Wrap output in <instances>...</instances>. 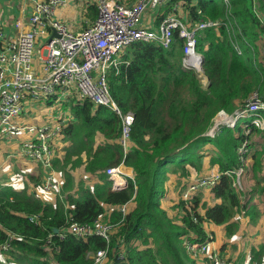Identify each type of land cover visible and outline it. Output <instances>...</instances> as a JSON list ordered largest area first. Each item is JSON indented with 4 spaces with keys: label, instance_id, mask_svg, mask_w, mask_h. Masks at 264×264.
Segmentation results:
<instances>
[{
    "label": "trees",
    "instance_id": "1",
    "mask_svg": "<svg viewBox=\"0 0 264 264\" xmlns=\"http://www.w3.org/2000/svg\"><path fill=\"white\" fill-rule=\"evenodd\" d=\"M258 1L171 0L170 8L159 11V17L167 16L175 4L183 2L189 22H222L218 30L205 29L198 37L207 86L194 71L183 68L184 43L176 35L170 49L157 42L131 44L123 63L109 71L110 95L121 114L88 99L58 103L69 107L74 116L62 132L61 150L65 152V142L70 143L66 154L53 163L64 179L65 196L50 202L39 194L43 171L38 177L31 176L34 193L28 184L16 190L0 178V246L10 242V235L17 236L7 255L12 263L94 264L92 255L109 248L107 264H195L184 246L186 238L205 242L204 224L226 225L237 211L241 215L242 196L262 199L264 205V131H255L262 147L257 148L253 141L250 154H254L246 166L245 178L253 179L255 185L239 192L227 172L242 166L237 151L244 142L243 123L235 129L224 128L213 138L206 136L220 110L233 113L255 91L264 99V60L257 47L264 36V22L258 17L259 12L263 17L264 0ZM90 11L97 18V6ZM128 113L134 117L129 140L134 147L126 152L120 138L122 116ZM98 134L105 139L101 144L97 143ZM209 146L215 150L211 152ZM205 149L211 152V165L220 167V178L211 190L221 204L202 215L197 211L198 197L192 201V212L180 200L184 215L178 224L162 208L169 174H187L188 165L201 170ZM83 155L86 172L99 177L96 185L84 181L76 185L72 171L85 164ZM120 165L133 168L135 177L128 178L124 189L113 191L106 171ZM130 202L135 208L127 215L116 209ZM110 206L115 208L112 212H108ZM250 211L244 216L253 218ZM262 214L264 217V210ZM35 216L38 219L32 222ZM101 217L118 225L111 241L69 235L64 240L54 237L53 245H46L55 229L91 224ZM233 228L235 231L238 225ZM120 240L124 258H120ZM253 255L264 264V244L254 249ZM0 264H5L1 258Z\"/></svg>",
    "mask_w": 264,
    "mask_h": 264
},
{
    "label": "built area",
    "instance_id": "2",
    "mask_svg": "<svg viewBox=\"0 0 264 264\" xmlns=\"http://www.w3.org/2000/svg\"><path fill=\"white\" fill-rule=\"evenodd\" d=\"M32 2L33 14L27 20L15 23L17 35L7 38L0 28V141L13 140L17 135L23 143L19 145V156L27 161L41 165L44 171L39 194L53 202L63 198L64 179L54 169L53 163L58 151L64 146L63 128L69 124L70 118L57 119L55 110L62 98L71 100L88 99L96 106H107L121 114L113 101L109 85V71L123 63V56L128 46L135 42H157L165 49H170L176 41V35L184 43L182 66L185 70L196 73L204 86L209 80L204 73V56L197 50L198 37L205 29L218 30L221 21L189 22L186 17L178 15L183 2L177 3L174 12L167 16L157 17L158 25L141 26L140 22L149 11H158L167 0H137L134 4H121L114 0H94L98 15L95 21L81 31H73L71 27L54 18V10L65 6L69 1L48 0ZM172 9V10H173ZM258 17L264 22L262 14ZM50 27L57 37H50L46 42L39 41V34ZM239 54L242 52L238 50ZM264 55V54H263ZM35 58L40 61L41 70L37 71ZM74 100V99H73ZM38 104L44 113L42 122L32 125H16L14 120L25 112L27 104ZM27 110V109H26ZM48 113V115H47ZM122 133L120 142L125 147L130 140L133 114L122 116ZM243 123L244 142L238 148L239 170L227 172L233 178L236 190L244 191L243 179L250 159V149L256 130L264 131V99L259 91H255L233 113L220 110L212 120L206 136L215 137L222 129H235ZM112 182V189L119 191L127 184L119 167L106 171ZM220 175L203 176L188 184L181 191V200L192 212V201L197 194L216 186ZM36 190L32 188V193ZM123 215L128 214L127 205L119 207ZM38 219L31 218L32 222ZM72 220V219H71ZM118 225L106 221L102 217L91 224L73 223L68 228L51 233L46 245H53L54 237L64 240L69 235L80 239L98 236L111 241ZM17 236L10 235V242L0 246V258L8 264V252L12 249L11 241ZM214 236L208 234L203 243L184 240V246L190 256L199 264L208 257L211 264H229L217 252L211 251L210 244ZM120 258H124L125 248L120 240ZM109 248L99 250L92 255L94 264H104L108 260Z\"/></svg>",
    "mask_w": 264,
    "mask_h": 264
},
{
    "label": "crops",
    "instance_id": "3",
    "mask_svg": "<svg viewBox=\"0 0 264 264\" xmlns=\"http://www.w3.org/2000/svg\"><path fill=\"white\" fill-rule=\"evenodd\" d=\"M36 1V0H34ZM46 2L48 0H37ZM121 4L131 5L134 4L137 0H114ZM168 2L161 8H165ZM33 3L28 0H0V28L5 33L6 37L14 38L17 35V30L15 28V23L20 20H27L33 14ZM177 5V4H176ZM174 5V7L176 6ZM92 6H97L94 0H76L69 1L65 6H61L54 10V18L58 20H63L67 23L71 29L75 32L81 31L84 28L89 27L96 19L93 16L90 8ZM173 7V8H174ZM172 8V9H173ZM160 9V10H161ZM172 9H170L172 11ZM181 16H185L184 7L180 5ZM98 10V9H97ZM148 11L143 17V24L150 25L152 22L156 24L158 22L157 17L159 16V11ZM264 17V14H263ZM53 35V31L50 27L43 29L39 34V41L46 42ZM257 47L259 52L264 54V36L258 40ZM35 66L36 70L40 71V61L35 58ZM32 105V104H31ZM36 107L40 108L38 104H33ZM29 111V109L26 107ZM42 110V109H41ZM39 110L40 115L37 117V122H42L43 112ZM48 115V113H47ZM55 116L57 119H65L70 118V122L74 120V116L70 110V108H65L63 105H59L55 110ZM41 118V119H40ZM69 122V123H70ZM259 135L255 132L253 135V141L255 140L257 148H261L262 146L259 144ZM20 139V138H19ZM105 141L104 137L101 134L97 135V143L101 144ZM66 143L65 152L61 149L58 151L56 158H63L66 154V149L70 145V143ZM20 143L16 140L11 141H2L0 142V148L3 146V153L9 154L11 153L4 161L1 159L0 155V178L4 176L5 171L7 169L14 168V176L13 180L6 179L9 184H11L16 190H21L28 184L30 186V190L33 187V183L31 182V176L38 177L40 176L43 168L41 165L32 163L27 161L25 158L19 156V148ZM134 147L133 142H128L126 146V152H129ZM19 148V149H18ZM212 152L215 150L212 146L208 147ZM207 148V149H208ZM206 150V149H205ZM206 150V157L202 159V168L197 169L196 167L188 165L187 174H182L180 171L176 173L169 174L168 181L166 183V195L162 199V208L167 212L168 216L176 221L178 224H182L181 218L184 215L182 209L179 207L181 200V191L184 189L185 185L192 183L197 178L203 176H216L220 175V167L219 165H211V152ZM253 154L251 152L249 161H252ZM55 158V159H56ZM83 160L85 162L84 165L78 167L76 170L72 171L74 175L76 185H78L81 181H84L87 185L93 186L99 183L98 175L90 174L86 172V156L83 155ZM16 165L18 168L16 169ZM120 171L122 172L123 178L127 180L128 178L133 179L135 177V173L133 168L127 167L125 165L118 166ZM16 169V170H15ZM21 171V172H20ZM20 172V173H19ZM19 173V174H18ZM59 173V172H58ZM60 175V173H59ZM23 176V178H22ZM44 176V171H43ZM61 177V175H60ZM87 177V178H86ZM23 179V180H22ZM43 179V178H42ZM244 188L249 189L251 186L254 187L255 181L248 180L246 178L243 179ZM113 190V189H112ZM114 191V190H113ZM246 193V191L244 192ZM200 200V205L198 207V212L200 214H205L206 210L210 207L215 206L216 204H221V200H218L214 197L212 190L204 189L200 191L197 196ZM262 199L253 198L247 196H242L241 206L242 211L241 215L236 212V217H234L228 224L226 225H214L210 223L204 224V229L207 234H211L214 236L213 242H211V251L217 252L221 255V257L226 260L229 264H260L259 260H256L253 255L254 249H259L261 245L264 244V217L263 210L264 205L262 203ZM248 203V204H247ZM128 207V213L132 212L135 208V203L130 202L126 204ZM247 206V208H245ZM108 212H112L114 209L110 206L107 207ZM119 210V207H116ZM254 213V217L251 218L249 215L244 216L247 212ZM238 228L234 231V226ZM233 231L231 232L230 231ZM118 230H115V234ZM152 247V245H150ZM147 246V247H150ZM141 248H145L142 246ZM192 258V256H190ZM193 259V258H192ZM194 260V259H193ZM13 260H8V264L12 263ZM197 264V261H194ZM204 264H211V261L208 257L200 260ZM108 260L104 261V264H107Z\"/></svg>",
    "mask_w": 264,
    "mask_h": 264
},
{
    "label": "rangeland",
    "instance_id": "4",
    "mask_svg": "<svg viewBox=\"0 0 264 264\" xmlns=\"http://www.w3.org/2000/svg\"><path fill=\"white\" fill-rule=\"evenodd\" d=\"M171 0H167V2L169 3ZM257 2L259 3V1L258 0H256V4H257ZM167 6V8L169 7H171L169 4L168 5H166ZM165 6V7H166ZM163 10V9H162ZM259 11L261 10V7L259 6V9H258ZM149 11H151V10H149ZM171 12H174V9L171 11ZM170 12V13H171ZM175 13H177L178 15H181V10L179 9V10H177V11H175ZM61 21H63V20H61ZM64 22V21H63ZM140 25L141 26H144V24H143V20H141V22H140ZM262 56V60H264V55L262 54L261 55ZM76 98V94H74L72 97H70V99L71 100H73V99H75ZM66 101V98H62L61 100H60V102L61 103H64ZM32 104V105H31ZM28 109H29V111L28 110H26L25 109V112L23 113V115L21 116V117H19L18 119H16V120H14L13 121V123L14 124H16V125H32V124H35L36 123V121H37V117L40 115V113H39V110H41V108H38V107H36L35 105H33V103H30V104H27V106H26ZM20 136H22V135H17V136H15L14 138H13V140H16L17 142H19L20 144L21 143H23L22 142V140H20L19 139V137ZM2 141H6V139H2L0 142H2ZM19 149V148H18ZM11 153H9V154H6V153H3V146H1V148H0V155H1V159L4 161L9 155H10ZM18 168V166L16 165V169ZM15 169V170H16ZM14 168H12V169H7L6 171H5V174H4V176H2V178H4V179H9V180H13L14 179V176L16 175V174H13L14 172ZM21 172V171H20ZM19 172V173H20ZM18 173V174H19ZM22 178H23V176H22ZM23 180V179H22ZM152 247H154V245H152ZM197 264H199V262H197Z\"/></svg>",
    "mask_w": 264,
    "mask_h": 264
},
{
    "label": "water",
    "instance_id": "5",
    "mask_svg": "<svg viewBox=\"0 0 264 264\" xmlns=\"http://www.w3.org/2000/svg\"><path fill=\"white\" fill-rule=\"evenodd\" d=\"M52 37H57V33L54 31ZM55 232H58V229L55 230Z\"/></svg>",
    "mask_w": 264,
    "mask_h": 264
}]
</instances>
